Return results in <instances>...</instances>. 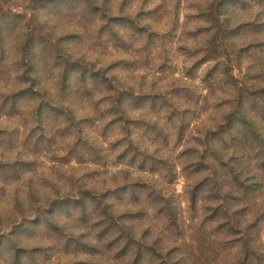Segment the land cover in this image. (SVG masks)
Returning a JSON list of instances; mask_svg holds the SVG:
<instances>
[{"label": "clouds", "instance_id": "clouds-1", "mask_svg": "<svg viewBox=\"0 0 264 264\" xmlns=\"http://www.w3.org/2000/svg\"><path fill=\"white\" fill-rule=\"evenodd\" d=\"M0 264H264V0H0Z\"/></svg>", "mask_w": 264, "mask_h": 264}]
</instances>
